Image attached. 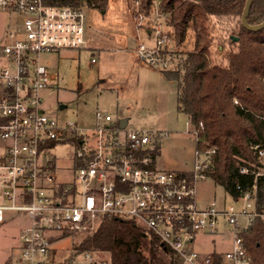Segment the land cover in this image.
Returning a JSON list of instances; mask_svg holds the SVG:
<instances>
[{
    "label": "built area",
    "instance_id": "obj_1",
    "mask_svg": "<svg viewBox=\"0 0 264 264\" xmlns=\"http://www.w3.org/2000/svg\"><path fill=\"white\" fill-rule=\"evenodd\" d=\"M135 3V19L148 25L155 38L152 46L141 42L137 51L144 62L165 69L163 51L175 43L173 32L158 17V1L148 14L140 0ZM0 11L16 19L0 35V222L6 211L28 216L14 264H59L57 244L74 236L82 237L88 249L72 248V262L97 264L90 233L107 216L146 227L181 264H255L244 232L257 216L264 219V211L257 209L253 195L246 192L236 199L247 201L238 210L217 207L215 201L197 205L196 180L206 177L203 170L214 147L196 149L202 158L189 180L183 171L157 166L156 130L123 126L100 109L95 124L81 128L72 120L61 123L45 110L42 93L52 76L41 54L88 48L84 6L0 0ZM188 126L194 127L190 121ZM61 146L74 148L69 166L59 163L56 150ZM255 148L264 163V149ZM226 225L233 234L227 249L194 250L198 233L223 234Z\"/></svg>",
    "mask_w": 264,
    "mask_h": 264
},
{
    "label": "rangeland",
    "instance_id": "obj_2",
    "mask_svg": "<svg viewBox=\"0 0 264 264\" xmlns=\"http://www.w3.org/2000/svg\"><path fill=\"white\" fill-rule=\"evenodd\" d=\"M135 6V0H108L105 10L84 6L85 34L90 46L41 54L42 63L52 76L42 93L43 106L61 123L72 120L81 128L93 126L96 110L100 109L115 121L126 118L129 128L156 130L160 133L157 166L164 170H192L202 158L196 154L194 127L190 128L188 117L178 111L176 81L165 77L159 66L144 62L137 51L141 42L152 46L155 38L148 32V25L142 26L135 19ZM159 13L158 17L169 24L170 12L159 8ZM240 20L238 15L209 17L214 62H225L224 52L231 47V36H236ZM15 21L14 15L0 11V35H4ZM193 44L192 28L182 45L170 43L163 51L167 68H176L183 54L193 50ZM73 151L70 146L57 148L59 163L71 165L69 156ZM196 189L198 206L215 201L217 207L238 210L247 202L244 199L236 201L209 176L198 177ZM27 222L28 216L23 212H5V220L0 222V264L15 263L21 253L18 249L20 235ZM232 235L229 225L224 227L223 234L198 233L192 247L196 251L224 250L229 247ZM81 239L74 236L57 244L63 264H75L70 252ZM93 252L99 262L106 263L107 253Z\"/></svg>",
    "mask_w": 264,
    "mask_h": 264
},
{
    "label": "trees",
    "instance_id": "obj_3",
    "mask_svg": "<svg viewBox=\"0 0 264 264\" xmlns=\"http://www.w3.org/2000/svg\"><path fill=\"white\" fill-rule=\"evenodd\" d=\"M156 1L160 9L170 12L168 27L175 44L182 45L189 29L194 30L193 50L183 54L176 68L161 71L177 82V108L198 132L196 149L215 148L203 173L235 200L250 192L257 209L264 211V163L255 148L258 145L264 149V28L249 30L240 20L235 34L238 40L231 37V47L224 52L225 62L220 64L212 58L214 38L208 26L209 17L215 14L241 17L246 0H140V7L148 14ZM45 2L105 10L108 0ZM248 22L252 25L264 22V0L252 1ZM243 166L249 171L242 172ZM183 174L189 180L194 178L192 170ZM90 236L97 250L108 254L107 264H181L156 234L132 219L107 216L96 224ZM244 238L254 263L264 264L261 216L254 219ZM76 248L78 252L88 249L83 243Z\"/></svg>",
    "mask_w": 264,
    "mask_h": 264
},
{
    "label": "water",
    "instance_id": "obj_4",
    "mask_svg": "<svg viewBox=\"0 0 264 264\" xmlns=\"http://www.w3.org/2000/svg\"><path fill=\"white\" fill-rule=\"evenodd\" d=\"M252 1L253 0H246V4H245L244 10H243L242 15H241V23L245 28H247L249 30H260V29L264 28V22H261L259 24H255V25H252L248 22V14H249V11L251 8ZM231 37L234 38L235 40H238L237 36L232 35ZM121 124L123 126H125L127 124V119H122Z\"/></svg>",
    "mask_w": 264,
    "mask_h": 264
},
{
    "label": "crops",
    "instance_id": "obj_5",
    "mask_svg": "<svg viewBox=\"0 0 264 264\" xmlns=\"http://www.w3.org/2000/svg\"><path fill=\"white\" fill-rule=\"evenodd\" d=\"M149 32V31H148ZM150 33V32H149ZM87 43H88V41H87ZM90 45H89V43H88V47H89ZM160 71H161V69H160ZM162 72V71H161ZM163 73V72H162ZM166 77V76H165ZM177 83V82H176ZM124 119H126V118H124ZM188 122H189V120H188ZM127 124H128V121H127ZM105 263V262H104ZM97 264H103V262H99L98 260H97Z\"/></svg>",
    "mask_w": 264,
    "mask_h": 264
}]
</instances>
